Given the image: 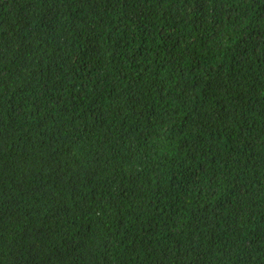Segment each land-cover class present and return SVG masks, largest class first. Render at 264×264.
Masks as SVG:
<instances>
[{
    "label": "trees",
    "instance_id": "trees-1",
    "mask_svg": "<svg viewBox=\"0 0 264 264\" xmlns=\"http://www.w3.org/2000/svg\"><path fill=\"white\" fill-rule=\"evenodd\" d=\"M0 264H264V0H0Z\"/></svg>",
    "mask_w": 264,
    "mask_h": 264
}]
</instances>
